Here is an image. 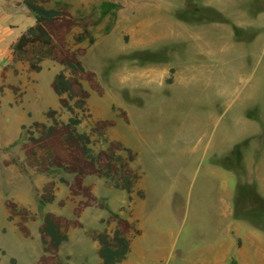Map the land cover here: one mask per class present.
I'll return each instance as SVG.
<instances>
[{
    "label": "rangeland",
    "instance_id": "374dc122",
    "mask_svg": "<svg viewBox=\"0 0 264 264\" xmlns=\"http://www.w3.org/2000/svg\"><path fill=\"white\" fill-rule=\"evenodd\" d=\"M17 1L15 10L6 7ZM102 1L51 0L48 5L65 3L74 15L93 20ZM107 1L122 7L116 17L91 26L92 44H80L87 47L85 67L96 73L104 91L82 81L89 97L78 128L92 134L95 150L108 147L105 136L129 148L134 153L129 165L140 178L129 193L113 187L114 180L105 175L86 176L103 206L82 211L80 225L69 229L59 248V259L102 264L95 235L112 232L116 224L107 219L117 214L139 230L122 264H214L209 262L213 246L229 234V223L219 214L222 197L228 190L234 194L238 181L256 184L264 197V0ZM21 2H0V264H13L12 258L36 264L44 252L43 214L76 218L74 208L82 199L61 181L69 174L52 166L41 169L48 165L44 150L29 157L24 149L23 125L48 123L50 108L63 120L70 113L52 86L63 65L46 56L42 69L32 70L33 49L26 61L12 60V43L33 17L21 10ZM80 30L69 36L73 48ZM7 65L12 66L3 77ZM79 92L74 85V98ZM100 119L114 121L104 136L92 129ZM7 199L35 216L27 222L29 235L17 225L20 215L9 219ZM256 214L253 220L235 216L236 232L249 264H264V236H249L256 223L264 225V209Z\"/></svg>",
    "mask_w": 264,
    "mask_h": 264
},
{
    "label": "trees",
    "instance_id": "16d2710c",
    "mask_svg": "<svg viewBox=\"0 0 264 264\" xmlns=\"http://www.w3.org/2000/svg\"><path fill=\"white\" fill-rule=\"evenodd\" d=\"M51 0H23V3L31 10L34 16V23L23 30L16 40L12 43L13 62L26 61L28 52L33 49V56L30 59V68L40 71V62L46 56L63 65L65 69L55 74L52 86L59 96L63 109L70 115L67 120L58 117L59 111L49 109L46 113L49 122L33 121L27 130V141L24 149L29 157H35L39 150H44L48 155V165H42L41 169L46 171L49 166L58 168L71 177H61L73 196H81L77 206L74 208L76 218H69L65 215L48 211L43 214L42 222L39 226L41 240L43 244V254L36 264H62L59 259V248L64 241L69 238L68 231L72 226H79L77 219L82 211L90 206H103L95 194L92 185L85 183L88 175H105L114 180L113 187L122 188L129 193L133 192L140 174L134 171L129 163L134 159V153L115 139L105 136L108 143L107 148L95 150L92 134L87 131L79 130V125L84 120L89 90L82 86V81H87L89 85L98 93L102 94L104 89L100 85L96 73L87 69L82 57L87 52V47L80 44L86 40L92 44L95 36L91 26L102 22L107 16L116 17L118 10L122 7L119 2L102 1L97 7L98 17L89 20L84 16L74 15L67 4L48 5ZM113 22L106 26V31H110ZM79 27L81 30L75 35L73 48L69 41V36L74 29ZM12 65H7L2 71L5 77L6 70ZM67 71L69 73H67ZM170 83V79L168 80ZM74 85L80 86L79 95L72 94ZM10 88L17 90L11 85ZM4 86H0L3 90ZM74 100V103L71 101ZM84 112L81 114V111ZM122 115L127 118L123 110ZM114 121L100 119L92 128L100 136H104V129L113 126ZM237 148V147H235ZM119 152H126L123 156ZM142 195V191H139ZM45 197V196H43ZM6 204L12 214L9 219L14 220L16 215L21 219L17 225L24 234L29 235L30 231L27 222L34 219L28 210L19 208L18 203L7 199ZM244 207L245 212L240 211V206ZM264 209V198L259 194L256 184L238 181L237 193L235 198V215L244 219L253 220L252 215ZM257 215V214H256ZM252 216V217H251ZM115 223L116 227L112 232L103 230L95 235L99 243L98 254L102 259V264H120L130 252L131 238L139 230L134 223L127 217L111 214L107 223ZM259 225L260 223H256ZM13 264H17L14 258ZM231 264H236L232 261Z\"/></svg>",
    "mask_w": 264,
    "mask_h": 264
},
{
    "label": "crops",
    "instance_id": "0c3cea01",
    "mask_svg": "<svg viewBox=\"0 0 264 264\" xmlns=\"http://www.w3.org/2000/svg\"><path fill=\"white\" fill-rule=\"evenodd\" d=\"M1 1H3V0H0V2ZM21 3H22V5L24 4L23 0ZM19 5H20V1H17L16 4L10 2L9 4H7L6 7L12 9V11H13ZM0 6H1V4H0ZM210 6L214 7L212 5H210ZM21 10L25 11L26 13L32 14L31 10L25 4H24V7L21 8ZM31 19L32 20L29 21L28 26L34 23V16ZM28 26H27L26 22H25V24L21 25L20 33L23 30H25ZM16 38H15V40H16ZM12 57H13V55H12ZM237 177H238V174H237ZM229 193L231 194V192L228 190L226 197H224V196L222 197L221 205L219 207V214L223 215V217L229 223V227L227 229L229 231V234L223 240L220 239V240H218V243L214 244L213 249L216 248V251L214 252V254L209 259V262H211V263L213 262L214 264H231L232 261H235L236 264H249L248 257L245 254V252L243 251V248L241 247V245H242L241 238L239 237L238 232H236L237 231V222H238L237 221L238 219L235 217L236 216L235 215V198H236L235 195L237 193V185L235 187L234 194H232L233 196L229 195ZM231 226H232V228H231ZM252 229H253V231L249 232V236L251 238H255V239H258L259 237H261V239H262V236H260V234L264 236V225L262 223L259 225L255 224L254 228H252ZM101 263H102V259H101ZM122 263L123 262H121V264ZM202 263H203V261H200L198 264H202Z\"/></svg>",
    "mask_w": 264,
    "mask_h": 264
}]
</instances>
